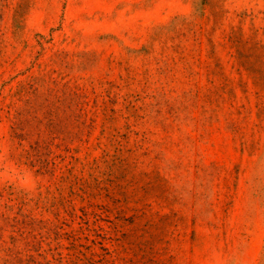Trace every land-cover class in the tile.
Returning a JSON list of instances; mask_svg holds the SVG:
<instances>
[{"label":"rangeland","instance_id":"rangeland-1","mask_svg":"<svg viewBox=\"0 0 264 264\" xmlns=\"http://www.w3.org/2000/svg\"><path fill=\"white\" fill-rule=\"evenodd\" d=\"M0 264H264V0H0Z\"/></svg>","mask_w":264,"mask_h":264}]
</instances>
